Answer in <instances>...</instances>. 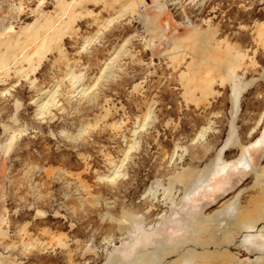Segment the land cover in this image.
<instances>
[{"label":"rangeland","instance_id":"obj_1","mask_svg":"<svg viewBox=\"0 0 264 264\" xmlns=\"http://www.w3.org/2000/svg\"><path fill=\"white\" fill-rule=\"evenodd\" d=\"M262 190L264 0H0V264H264Z\"/></svg>","mask_w":264,"mask_h":264},{"label":"bare ground","instance_id":"obj_2","mask_svg":"<svg viewBox=\"0 0 264 264\" xmlns=\"http://www.w3.org/2000/svg\"><path fill=\"white\" fill-rule=\"evenodd\" d=\"M246 153V152H245ZM244 156V155H243ZM244 165H246V167H249L250 166V164H249V161H248V159L247 158H245V156H244ZM259 177V176H258ZM257 177V178H258ZM262 179V178H261ZM256 182L257 183H259V179L258 180H256ZM261 182V181H260ZM261 184V183H260ZM261 194H264V190H262L261 191ZM256 212V213H255ZM254 215L255 216H260V217H263L262 215H264L263 214V212L261 213V208H256L255 209V211H254ZM233 224H236V225H238V224H241V225H244V226H252V224H253V222H251V221H242L241 222V220L240 219H236L235 221H233ZM208 255H210V254H208ZM191 256L193 257V258H201L202 256H207V251H203V252H201V251H193V252H191ZM213 258H217L218 256H212ZM206 258V257H205Z\"/></svg>","mask_w":264,"mask_h":264}]
</instances>
